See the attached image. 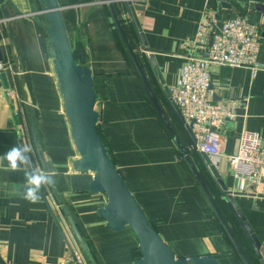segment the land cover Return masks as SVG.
I'll return each mask as SVG.
<instances>
[{"label": "crops", "instance_id": "crops-1", "mask_svg": "<svg viewBox=\"0 0 264 264\" xmlns=\"http://www.w3.org/2000/svg\"><path fill=\"white\" fill-rule=\"evenodd\" d=\"M58 1L65 6L62 14L74 55L86 56L93 71L98 132L154 227L177 256L213 254L222 264H244L153 103L108 3ZM139 1L147 51L142 50L132 25L123 21L127 17L121 5H115L130 46L164 116L188 149L239 242L245 248V241L250 248L251 263L260 264L219 188L191 148L163 90L177 82L188 45L206 13L216 12L220 20L241 16L259 27L262 40L257 61L261 68L254 72L249 67H208L214 100L236 108L234 121L217 132L213 129L224 140V155L215 166L229 189L241 186V179L232 174L229 156L237 154L244 131L259 133L264 139V11L259 9L264 0ZM16 5H7L10 18L0 23V156L15 145H28L31 166L43 171L40 148L54 167L59 193L98 264H133L139 258L138 240L130 227L122 231L106 227V220L98 214L105 195L71 190L72 163L80 154L54 72L52 44L44 27L48 22L42 15L26 14L39 9L38 4L35 8L25 1ZM196 53L205 55L201 48ZM152 54L163 84L146 62ZM29 172L27 166L20 171L0 166V264H59L70 248L84 256L85 264H92L51 186L42 187L38 203L23 198ZM263 188L264 177L234 197L264 247Z\"/></svg>", "mask_w": 264, "mask_h": 264}, {"label": "water", "instance_id": "water-1", "mask_svg": "<svg viewBox=\"0 0 264 264\" xmlns=\"http://www.w3.org/2000/svg\"><path fill=\"white\" fill-rule=\"evenodd\" d=\"M22 1L28 3L32 8H35V5L38 4L39 9H36V7L35 9L28 11L26 14H31L37 17L38 15H42L48 22L44 27L49 34V41L52 44L51 55L53 57L52 62L54 65V72L57 77L60 93L64 100L65 114L71 126L74 146L80 154V158L72 163L74 173L69 176L71 190L105 195L106 202L98 209V214L106 220V227L114 231H122L125 230L126 227H130L138 240L140 257L136 259L133 264H222L213 254L187 257L177 256L170 245L154 227L136 196L127 185L123 175L117 168L106 143L98 132L100 113L96 109L98 93L95 89L93 71L87 64L86 56L77 58L74 55V49L62 14L65 6L61 5L58 0H0V12L3 16L0 23L7 22L10 18V15L7 12V5L11 4L12 6H17L16 4ZM100 2L108 3L116 25L131 52L133 60L139 69L142 81L153 103L159 111L172 139L192 169V172L204 194L230 236L241 259L244 264H252L232 227L223 215L207 182L197 169L188 149L184 147L182 139L176 133L175 129L160 109V106L158 105L140 67L138 59L136 58V54L126 37L122 19L118 17L116 12V4L121 5L122 10L127 17L123 21L126 20L132 25L140 41L142 50H148L147 41L138 17V11H141V1L103 0ZM259 9L264 11V5H259ZM146 62L152 69L154 75H156L163 84L161 71L154 55H147ZM211 89L214 90L213 84L211 85ZM163 91L167 95L171 109L180 127L188 137L191 148L197 152L198 157L204 164L210 177L219 188L223 200L232 212L259 263L264 264V247L248 221L242 207L238 204L234 194H231L229 191L227 184L211 160L210 155L198 150L197 139L192 131V125L184 120L179 109H177V107L171 102L169 88L165 87ZM213 97L215 99V95H213ZM38 154L43 171L50 173L54 177L55 184L54 186H51L52 190L56 195L57 200L60 202L84 253L92 264H98L93 252L77 227L73 217L70 215V212L59 193L56 177L54 176V167H52V165L43 157L40 148H38ZM27 167L31 172L33 167Z\"/></svg>", "mask_w": 264, "mask_h": 264}, {"label": "built area", "instance_id": "built-area-1", "mask_svg": "<svg viewBox=\"0 0 264 264\" xmlns=\"http://www.w3.org/2000/svg\"><path fill=\"white\" fill-rule=\"evenodd\" d=\"M261 40L259 27L244 17L220 20L218 13H206L188 45L177 82L169 87L171 102L192 125L198 150L213 156L214 164L224 155V140L216 132L235 120L236 108L230 102L214 100L208 67H249L255 72L262 67L257 61ZM200 48L205 51L204 57L196 53ZM229 164L233 176L241 179V186L229 189L231 194L246 192L248 184H260L264 177L263 137L244 131L237 154L229 156ZM59 264H85V260L79 251L70 248Z\"/></svg>", "mask_w": 264, "mask_h": 264}, {"label": "clouds", "instance_id": "clouds-1", "mask_svg": "<svg viewBox=\"0 0 264 264\" xmlns=\"http://www.w3.org/2000/svg\"><path fill=\"white\" fill-rule=\"evenodd\" d=\"M32 151L28 145H15L0 156V166H6L12 171H20L24 166H31V159L28 155ZM6 162V164H5ZM26 188L23 198L28 202L35 204L41 199L40 191L44 186H54L53 175L33 168L26 174Z\"/></svg>", "mask_w": 264, "mask_h": 264}, {"label": "rangeland", "instance_id": "rangeland-1", "mask_svg": "<svg viewBox=\"0 0 264 264\" xmlns=\"http://www.w3.org/2000/svg\"><path fill=\"white\" fill-rule=\"evenodd\" d=\"M234 229H235V227H234ZM240 238L243 240V238H242L241 236H240ZM242 244L245 246L247 253L251 252V251H250V248L247 246V244H246L245 241H242ZM249 255H250V253H249ZM83 257H84V256H83ZM84 260L86 261L85 258H84Z\"/></svg>", "mask_w": 264, "mask_h": 264}, {"label": "trees", "instance_id": "trees-1", "mask_svg": "<svg viewBox=\"0 0 264 264\" xmlns=\"http://www.w3.org/2000/svg\"><path fill=\"white\" fill-rule=\"evenodd\" d=\"M244 250H245V252H246V254H247V251H246V249L244 248ZM248 255V254H247ZM139 257H140V251H139ZM249 257V256H248Z\"/></svg>", "mask_w": 264, "mask_h": 264}]
</instances>
